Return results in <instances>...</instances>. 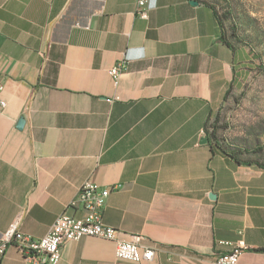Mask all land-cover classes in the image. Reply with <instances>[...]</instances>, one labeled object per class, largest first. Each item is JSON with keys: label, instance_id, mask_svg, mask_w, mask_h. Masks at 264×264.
<instances>
[{"label": "crops", "instance_id": "1", "mask_svg": "<svg viewBox=\"0 0 264 264\" xmlns=\"http://www.w3.org/2000/svg\"><path fill=\"white\" fill-rule=\"evenodd\" d=\"M135 5L0 0V237L17 215L43 236L89 180L110 188L103 222L145 236L153 258L83 236L57 264H216L239 238L237 264H264L263 162L207 135L237 75L223 14L214 0H156L143 19ZM0 264L28 263L11 245Z\"/></svg>", "mask_w": 264, "mask_h": 264}, {"label": "rangeland", "instance_id": "2", "mask_svg": "<svg viewBox=\"0 0 264 264\" xmlns=\"http://www.w3.org/2000/svg\"><path fill=\"white\" fill-rule=\"evenodd\" d=\"M237 49L234 86L214 110L212 127L231 149L264 163V0H214ZM215 117V119H213ZM217 118V120H216Z\"/></svg>", "mask_w": 264, "mask_h": 264}, {"label": "built area", "instance_id": "3", "mask_svg": "<svg viewBox=\"0 0 264 264\" xmlns=\"http://www.w3.org/2000/svg\"><path fill=\"white\" fill-rule=\"evenodd\" d=\"M150 0H136V16L146 19ZM126 63L120 61L109 70V74L117 80L125 69ZM2 84L0 83V94ZM5 102L0 100V107ZM110 188L101 187L86 180L69 203L73 213L65 212L56 216L47 232L38 238L19 231L22 216L17 215L0 237V260L9 246H14L19 256L28 264H57L61 256L63 245L71 240H78L83 236H96L112 240L115 244V255L118 258L144 262L153 258L154 250L144 244L145 236L130 234L128 239L117 236L118 231L103 222V209ZM225 243V242H220ZM243 238L236 240L231 249L215 256L216 264H237L243 250L247 249Z\"/></svg>", "mask_w": 264, "mask_h": 264}, {"label": "trees", "instance_id": "4", "mask_svg": "<svg viewBox=\"0 0 264 264\" xmlns=\"http://www.w3.org/2000/svg\"><path fill=\"white\" fill-rule=\"evenodd\" d=\"M223 16V18H224V20H225V18H226V16L225 15H222ZM224 42H225V44H227L228 46H231L232 47V45H231V42H230V40H229V37H228V35L227 36H225V38H224ZM234 46V45H233ZM229 92H230V90H228L227 92H226V94H225V96L226 95H228L229 94ZM216 120H217V118H216ZM219 127H222V126H210V130H208L207 131V135H208V138H209V141L210 142H213V146L217 149V150H219L221 153H223V154H227V149L230 147L229 146V144L227 143V141H225V139L224 138H221V137H219L217 134H216V131H217V129L219 128ZM234 150V149H233ZM237 154H241V153H243V151H244V149H242V148H238V149H236V150H234ZM227 155H231V154H227ZM234 157V156H233ZM235 158V157H234ZM236 159V158H235ZM236 161H242V160H238V159H236ZM243 162H248L247 160H243ZM250 162V161H249ZM257 165H259V166H262V167H264V163H259V162H257V161H254ZM263 251H264V249H263Z\"/></svg>", "mask_w": 264, "mask_h": 264}, {"label": "clouds", "instance_id": "5", "mask_svg": "<svg viewBox=\"0 0 264 264\" xmlns=\"http://www.w3.org/2000/svg\"><path fill=\"white\" fill-rule=\"evenodd\" d=\"M156 6V0H150V4H149V7L150 8H155ZM144 49H137V52L140 53V56H143V53H144Z\"/></svg>", "mask_w": 264, "mask_h": 264}, {"label": "water", "instance_id": "6", "mask_svg": "<svg viewBox=\"0 0 264 264\" xmlns=\"http://www.w3.org/2000/svg\"><path fill=\"white\" fill-rule=\"evenodd\" d=\"M190 2H191L192 4H195V3H197V0H190ZM23 122H24V119L21 117V118L19 119V121H18V127H21V125L23 124ZM204 140L206 141V138H204Z\"/></svg>", "mask_w": 264, "mask_h": 264}]
</instances>
